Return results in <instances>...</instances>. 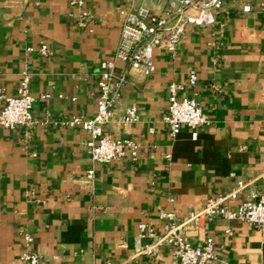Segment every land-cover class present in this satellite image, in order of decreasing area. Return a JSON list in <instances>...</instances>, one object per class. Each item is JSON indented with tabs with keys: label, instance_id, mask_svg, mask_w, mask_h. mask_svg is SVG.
Returning a JSON list of instances; mask_svg holds the SVG:
<instances>
[{
	"label": "crops",
	"instance_id": "obj_1",
	"mask_svg": "<svg viewBox=\"0 0 264 264\" xmlns=\"http://www.w3.org/2000/svg\"><path fill=\"white\" fill-rule=\"evenodd\" d=\"M128 4L89 0L83 18L68 0H0V108L27 71L36 120L31 130L0 126V264H19L26 235L52 264H172L166 246L133 256L140 223L160 230L161 211L182 218L238 181L249 185L232 206L264 189V0H224L214 25L188 27L174 55L155 52L151 75L130 69L104 130L134 139L138 155L90 161L89 134L64 121L96 114L99 67L114 57ZM191 71L198 79L185 94L211 124L196 139L187 127L172 138L162 119L169 85H187ZM132 106L138 120L126 125ZM187 233L195 243L214 239L209 264H264V227L216 217Z\"/></svg>",
	"mask_w": 264,
	"mask_h": 264
},
{
	"label": "built area",
	"instance_id": "obj_2",
	"mask_svg": "<svg viewBox=\"0 0 264 264\" xmlns=\"http://www.w3.org/2000/svg\"><path fill=\"white\" fill-rule=\"evenodd\" d=\"M88 1L68 0L70 7L79 9L83 18L88 16L85 10ZM137 1L129 0V4L122 9L120 40L114 57L100 64L96 114L89 119L74 115L64 121L65 125L81 128L89 134L85 147L92 163L110 164L121 158H136L139 145L134 139L112 137L104 130L113 120L114 107L121 97L129 70H142L145 75H151L155 70V52L165 51L174 55L188 27L214 25L224 0H140L139 6ZM146 3H153L159 10L149 8ZM244 9L249 10V7ZM40 53L48 55L50 50L42 44ZM118 63L125 64L127 68L119 72ZM197 79V74L191 71L187 85L176 82L169 85L168 105L162 119L172 138L187 127L196 139L198 131L211 124L196 100L185 94L187 87L195 86ZM30 84V73L22 72L17 94L4 97L5 104L0 108L1 127L13 129L22 126L27 130L34 127L36 120L32 108L35 99L31 95ZM137 120L135 106L128 108L122 119L126 125ZM94 176L95 171L90 169L87 177L92 179ZM259 178L264 185V171ZM248 185V182L238 181L229 193L209 197L182 218H178L174 211H161L163 225L160 230L140 223L133 256L153 257L160 247L166 246L171 249L172 264H209L216 258L214 239L208 236L201 243H195L187 229H202L216 217L241 221L255 228L264 227V189L250 192L237 206L231 205ZM227 232L230 233V230ZM143 240L147 242L143 243ZM32 242L33 238L26 235V249L19 264H52L41 260L37 253L30 250Z\"/></svg>",
	"mask_w": 264,
	"mask_h": 264
}]
</instances>
